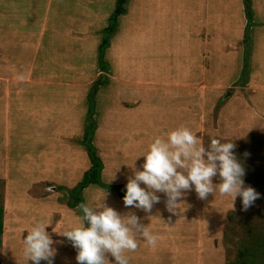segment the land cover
I'll return each instance as SVG.
<instances>
[{"label": "rangeland", "instance_id": "obj_1", "mask_svg": "<svg viewBox=\"0 0 264 264\" xmlns=\"http://www.w3.org/2000/svg\"><path fill=\"white\" fill-rule=\"evenodd\" d=\"M246 1L127 0L103 71L98 47L116 0H0V264H27L23 237L35 220L49 225L53 264H77L71 242L57 233L79 223V209L67 202L90 167L82 145L90 92L102 170L101 185L85 188L83 202L108 193L106 203L125 213L115 188L125 186L128 166L154 137L182 125L205 144L213 136L234 140L245 186L261 194L246 211L239 196L232 206L231 196L201 200L194 192L190 205L187 194L191 212L184 209L180 224L201 231L178 234L170 213L156 222L167 220L158 235L171 233L188 253L157 242L160 261L144 250L129 264H264V49L253 45L249 54L245 30L237 29ZM222 39L229 54L236 48L224 56L238 68L219 60Z\"/></svg>", "mask_w": 264, "mask_h": 264}, {"label": "clouds", "instance_id": "obj_2", "mask_svg": "<svg viewBox=\"0 0 264 264\" xmlns=\"http://www.w3.org/2000/svg\"><path fill=\"white\" fill-rule=\"evenodd\" d=\"M236 147L234 140L215 136L205 144L183 125L156 136L133 164L127 165L132 174L127 177L122 200L128 211L122 214L109 206L106 193L98 202L77 205L78 224L62 233L52 231L71 242L77 253V264H129L127 253L134 252L141 242L148 247L157 245L158 236L149 224L142 223L144 218L133 209L151 213L153 206L161 201L158 193L166 197L165 209L172 215H179L182 205L186 204L183 198L190 191L201 200L209 194L231 196L232 206L239 196L242 210L246 211L261 194L245 186L246 170L237 158ZM140 157L143 163L137 169L135 162ZM150 217L153 216L145 218ZM48 227L35 220L26 231L22 254L27 264L29 261L40 264L42 260L53 264L56 249Z\"/></svg>", "mask_w": 264, "mask_h": 264}, {"label": "crops", "instance_id": "obj_3", "mask_svg": "<svg viewBox=\"0 0 264 264\" xmlns=\"http://www.w3.org/2000/svg\"><path fill=\"white\" fill-rule=\"evenodd\" d=\"M220 2H221L222 5L224 4V0H219V3ZM250 4H251L252 20H251V25L248 28V30L251 31L252 33H251V36L248 35V37H247L248 40H249V43L247 42V45H248L247 49H248V53L249 54L252 51V46L253 45H256V47H257L258 50L264 49V0H252L250 2ZM238 11H239V18L240 19H239V24H238L237 29L240 31L239 34H242L243 35V32L242 31L246 29L247 19H246V17L244 18V15L242 13V7L239 8ZM238 11L236 13H234V12L229 13V16H231L233 14H237L238 15ZM256 23L259 25V27H260L259 29H255ZM237 29H235L234 31L237 32ZM237 35H238V32H237ZM216 44L218 45V48L217 49L218 50L220 49L221 52H222L221 53V56L219 57L220 58L219 60L220 61H223L222 59H224V61L227 64L231 61L230 62L231 65L234 66L236 64L235 67L238 68L237 63H234V62H236L235 60L228 61L229 59H227V57L225 58V56H224V54H226V56H228V55L234 56V54L236 52V48L233 47L232 49L234 51H232V52L230 51V54H229V52L226 51L227 49H225V46H224L225 42H223V39L221 41V45H219V40H218V43H216ZM204 51L208 55V58H209V56H212V55H214L217 58V54L216 53H213V52L212 53L211 52L210 53H207L208 52L207 49H205ZM227 53H228V55H227ZM208 58L205 56L203 58V60H202V63H208ZM201 65L204 66L203 64H201ZM243 67H244V65H243ZM255 73L256 72H253V69L250 70L249 75L251 74V76L249 78L251 80H252V77H253L252 75H254ZM259 78H260V76H259ZM261 78H263V76ZM141 186H143V184ZM188 194H189L188 197H189L190 205H192L193 203H195V201L194 202H191V199L190 198L192 196H190V195L191 194H194V191H190V192H188ZM158 195L161 196V201L153 206V209H152L151 213H145V212L142 211L143 214H144V217H145V215H146V217L147 216H153V217H150L147 221L146 220H142V223H144L145 225L149 224L150 230L154 234H156L158 236V243L164 244V247H168L169 246V248H172L174 250V254H177L176 253L177 251L179 252V255H183V252H184V254H187L188 252L186 253V249H185L184 246L183 247H182V245L179 246V248L182 249L183 252L180 251L179 248L176 247L177 244L173 243V242H176V241L170 235L171 233L168 234V235H166V236L165 235H162V234L161 235H158V234H160L158 232V229H160V227H161V229H163L162 227H164V226H162V224L164 223V221H167V220L162 221V224H160V223H157L156 222L157 218L160 217L161 219H167V217L170 215L169 212H167L166 209H165V203L164 202H165L166 197L164 196L163 193H158ZM184 202L186 204L182 205V207H181V209H183V213H181V214L179 213V215H175V221H174L175 224L172 227L174 229H176V231L180 235H182V234L184 235L185 233L190 234V235H194V233L196 232L197 229H198V232L201 231V229H202L201 226H198V228L195 229V228H192V224L191 223H188V222L185 223V221H184L182 224H180V222H181L180 221V217L185 214L184 213V209H186L189 212H191V209H188L189 207H188V203H187V196L184 199ZM126 211H128V209H126ZM133 211H136L137 212L138 210L133 209ZM196 234H197V232H196ZM198 238H199V236H198ZM200 242H197V244H199ZM195 246H197V245H195ZM144 250H147L146 252L149 251V254H153L154 253L156 255V257L155 256L153 257V261H160L159 259L163 255V254H161L159 252V250L157 248H155V247H148L143 242H141L140 246L134 252H129V253H127V255L129 256L130 259H132L133 256H134V254H135V257H136V254L139 255V253H143ZM171 257H173L174 262H178L180 259H182V258H179V256H176V258H175V256L171 255ZM149 261H151V260H149Z\"/></svg>", "mask_w": 264, "mask_h": 264}, {"label": "trees", "instance_id": "obj_4", "mask_svg": "<svg viewBox=\"0 0 264 264\" xmlns=\"http://www.w3.org/2000/svg\"><path fill=\"white\" fill-rule=\"evenodd\" d=\"M127 0H116L114 11L111 17L108 19V25L102 31L104 32L103 39L98 47V64L101 70L106 71V63L104 61V54L106 49L110 44V35L115 32L118 17L125 13L124 5ZM250 2L247 0L245 2L244 7V14L247 19V26L245 29V42L248 41L246 37V33L248 28L251 25L252 20V12L250 9ZM97 84L94 86V91H97ZM94 92H90L88 98V110L86 115L87 120V127L85 128L83 134L82 145L86 149L87 157L89 159L90 167L89 169L83 174L81 181L77 184L75 188L72 189L71 194H69L68 206L72 208H77V205L83 202L82 199V191L90 185H101L100 174L102 170V162L100 158L96 155L95 148L92 144V140L94 137V132L96 130V126L94 123L93 115H94ZM116 191H121V197L124 195V186H116ZM78 209V208H77ZM3 207L0 205V234L3 230Z\"/></svg>", "mask_w": 264, "mask_h": 264}]
</instances>
